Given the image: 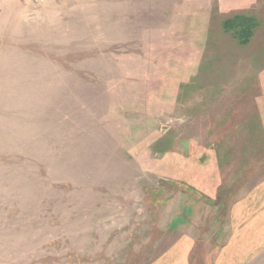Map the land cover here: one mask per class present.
Segmentation results:
<instances>
[{"label":"rangeland","instance_id":"obj_1","mask_svg":"<svg viewBox=\"0 0 264 264\" xmlns=\"http://www.w3.org/2000/svg\"><path fill=\"white\" fill-rule=\"evenodd\" d=\"M263 184L264 0H0V264L214 263Z\"/></svg>","mask_w":264,"mask_h":264},{"label":"crops","instance_id":"obj_2","mask_svg":"<svg viewBox=\"0 0 264 264\" xmlns=\"http://www.w3.org/2000/svg\"><path fill=\"white\" fill-rule=\"evenodd\" d=\"M236 203L225 226L230 238L216 247L214 263L211 259L208 262L203 253L204 264H264V184L249 196L242 194ZM197 241L188 235L180 236L155 264H198L193 259ZM200 249L208 251L204 246Z\"/></svg>","mask_w":264,"mask_h":264},{"label":"trees","instance_id":"obj_3","mask_svg":"<svg viewBox=\"0 0 264 264\" xmlns=\"http://www.w3.org/2000/svg\"><path fill=\"white\" fill-rule=\"evenodd\" d=\"M258 24L254 16L245 14L229 16L222 22L223 29L226 32H230L234 39L242 45H247L251 42L254 36V28Z\"/></svg>","mask_w":264,"mask_h":264}]
</instances>
